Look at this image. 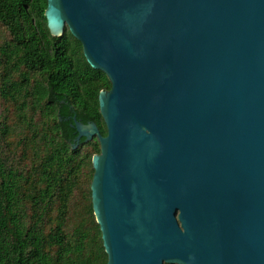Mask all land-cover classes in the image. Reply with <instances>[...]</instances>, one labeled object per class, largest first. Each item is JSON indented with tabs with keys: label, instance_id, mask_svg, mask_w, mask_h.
Masks as SVG:
<instances>
[{
	"label": "water",
	"instance_id": "95a60500",
	"mask_svg": "<svg viewBox=\"0 0 264 264\" xmlns=\"http://www.w3.org/2000/svg\"><path fill=\"white\" fill-rule=\"evenodd\" d=\"M103 72L92 208L107 264H264V0H47ZM70 120V119H69Z\"/></svg>",
	"mask_w": 264,
	"mask_h": 264
},
{
	"label": "trees",
	"instance_id": "16d2710c",
	"mask_svg": "<svg viewBox=\"0 0 264 264\" xmlns=\"http://www.w3.org/2000/svg\"><path fill=\"white\" fill-rule=\"evenodd\" d=\"M47 0H0V264H107L91 196L107 76L67 30L53 37ZM70 119V120H68Z\"/></svg>",
	"mask_w": 264,
	"mask_h": 264
},
{
	"label": "flooded vegetation",
	"instance_id": "af4514ba",
	"mask_svg": "<svg viewBox=\"0 0 264 264\" xmlns=\"http://www.w3.org/2000/svg\"><path fill=\"white\" fill-rule=\"evenodd\" d=\"M69 120V119H68Z\"/></svg>",
	"mask_w": 264,
	"mask_h": 264
}]
</instances>
